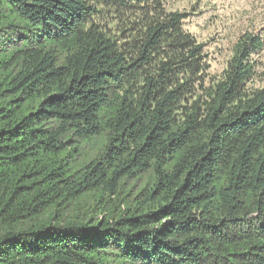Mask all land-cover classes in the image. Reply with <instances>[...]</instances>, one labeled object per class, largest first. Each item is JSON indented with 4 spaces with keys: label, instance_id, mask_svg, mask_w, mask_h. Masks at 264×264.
Wrapping results in <instances>:
<instances>
[{
    "label": "trees",
    "instance_id": "obj_1",
    "mask_svg": "<svg viewBox=\"0 0 264 264\" xmlns=\"http://www.w3.org/2000/svg\"><path fill=\"white\" fill-rule=\"evenodd\" d=\"M149 1L0 0V264H264L262 39L180 109L204 59L185 15L136 48L93 21Z\"/></svg>",
    "mask_w": 264,
    "mask_h": 264
},
{
    "label": "rangeland",
    "instance_id": "obj_2",
    "mask_svg": "<svg viewBox=\"0 0 264 264\" xmlns=\"http://www.w3.org/2000/svg\"><path fill=\"white\" fill-rule=\"evenodd\" d=\"M97 9L93 21L127 48H136L149 27L164 22L171 13L185 15L181 27L203 44L204 59L201 72L190 81L180 109L198 97L204 98L210 87L225 77L236 45L246 33L260 37L263 44L251 53L255 74L243 89L250 94L264 87V0H152L132 7L100 3ZM166 49L154 54L144 73L155 71L159 61L169 54ZM103 142L104 137L98 138L83 154L94 155Z\"/></svg>",
    "mask_w": 264,
    "mask_h": 264
}]
</instances>
